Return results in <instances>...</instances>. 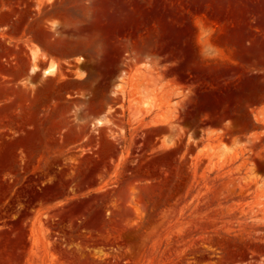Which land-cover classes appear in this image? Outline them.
<instances>
[{
	"label": "rangeland",
	"instance_id": "1",
	"mask_svg": "<svg viewBox=\"0 0 264 264\" xmlns=\"http://www.w3.org/2000/svg\"><path fill=\"white\" fill-rule=\"evenodd\" d=\"M57 5L89 93L47 134L0 89V264H264V0Z\"/></svg>",
	"mask_w": 264,
	"mask_h": 264
},
{
	"label": "crops",
	"instance_id": "2",
	"mask_svg": "<svg viewBox=\"0 0 264 264\" xmlns=\"http://www.w3.org/2000/svg\"><path fill=\"white\" fill-rule=\"evenodd\" d=\"M57 4L58 0H0V89L7 100L2 107L17 113L21 123L45 128L42 133L47 134L52 133L48 128L72 127L68 104L89 93L85 56L67 52L72 42L83 41L57 34L72 25L68 9ZM73 83L81 88L73 90ZM107 111L98 120L103 128L110 125Z\"/></svg>",
	"mask_w": 264,
	"mask_h": 264
},
{
	"label": "bare ground",
	"instance_id": "3",
	"mask_svg": "<svg viewBox=\"0 0 264 264\" xmlns=\"http://www.w3.org/2000/svg\"><path fill=\"white\" fill-rule=\"evenodd\" d=\"M98 124H99V125L102 124L101 121H98Z\"/></svg>",
	"mask_w": 264,
	"mask_h": 264
}]
</instances>
